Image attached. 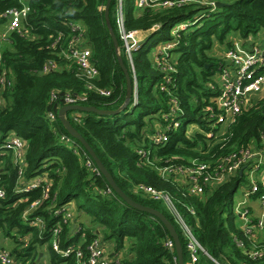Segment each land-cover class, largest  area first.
<instances>
[{
  "label": "trees",
  "instance_id": "16d2710c",
  "mask_svg": "<svg viewBox=\"0 0 264 264\" xmlns=\"http://www.w3.org/2000/svg\"><path fill=\"white\" fill-rule=\"evenodd\" d=\"M218 2L227 5L212 6ZM106 3L107 0H30L22 33H13L9 43L13 49L3 52L11 87L0 91V188L5 191V198L0 199V235L13 242L11 255L20 264H35L38 250L46 247L50 264H80L87 259L88 246L98 240L102 245L114 246V261L119 264H179L174 241L164 224L128 205L112 189L81 142L70 136L59 120L58 112L66 106L64 97L70 95L83 98L77 105L101 111L121 110L108 116L69 111L66 117L119 189L134 202L161 212L173 224L184 264H264V242L258 241L254 232L241 228L234 212L233 199L247 185L245 176H230L199 197L163 178L155 169L166 164L188 165L196 160L209 164L214 172L220 165L231 164L232 155L240 157L247 150L260 152L264 158L261 105L243 110L221 143H208L213 138L198 131L190 137L186 135L191 124L213 135L218 132L217 127H211L214 118L205 109L214 106L210 100L216 97L212 77L224 63L209 56V51L215 40L223 44L233 33L249 38L264 29V0H207L209 5L192 4L164 11L145 9L142 13L124 9L128 31L152 32L158 28L133 51L134 73L119 34L117 1L112 0L109 7L111 29L104 14ZM22 7L21 0H0V26L7 22V11ZM187 20L192 23L177 33L178 43L170 52L175 72L168 75L155 64L152 49L173 40L172 26ZM76 24L80 27L74 28ZM76 41L91 49L99 71L97 79L86 80L67 57L70 45ZM119 58L131 78L130 97ZM50 62L55 69L45 72ZM169 79L172 82L167 83ZM163 86L169 91H162ZM53 94L57 99L52 98ZM173 98L184 112L181 125L167 132L168 143L154 146L150 137L158 129L165 130L174 119L168 117ZM50 112L56 116L52 122L47 119ZM13 135L25 143L22 176L12 151L2 148ZM141 148L151 152L154 166L141 161ZM255 161L252 159L250 164L256 165ZM263 169L264 162L260 171ZM38 180L41 185L36 189L27 194L19 192L22 185ZM139 186L164 191L173 198L177 211L205 251H199L195 262L174 214L162 202L140 192ZM46 189L48 198L44 199ZM251 198H263L264 207L261 182ZM39 200L40 206L32 209L27 218H40L42 225H27L24 213ZM230 204L233 208L228 210ZM67 209L75 211L74 218H67ZM56 229L60 252L52 247ZM169 242L173 247L167 246ZM125 248L132 256L116 258ZM67 251V256L61 254ZM78 251L84 255L80 261ZM254 251L262 256L252 257Z\"/></svg>",
  "mask_w": 264,
  "mask_h": 264
},
{
  "label": "built area",
  "instance_id": "2783aa9c",
  "mask_svg": "<svg viewBox=\"0 0 264 264\" xmlns=\"http://www.w3.org/2000/svg\"><path fill=\"white\" fill-rule=\"evenodd\" d=\"M118 5L117 10V25L119 28V34L124 43V49L128 55L132 72L134 73V68L132 65V53L138 47L144 43L153 31L158 28L155 27L152 32H141V31H128L125 27L124 21V0H116ZM209 5L207 0H137V10L139 9H152L158 11L170 10V9H183L189 5ZM212 6L216 7V4L212 3ZM29 13V6L23 4L21 9H11L6 12L4 17L7 18V22L0 26L3 29L0 31V91L5 88L11 87V81L8 79L4 63H3V44L10 43V37L13 33H22L23 31V22L25 21L27 14ZM199 15H202L199 14ZM198 15V16H199ZM197 16V17H198ZM179 24H174L172 26V36L173 40L170 42H162L157 44L152 52L153 60L161 72H165L169 75L170 72H175V68L171 61V51L175 48L178 41L177 33L180 31H185L188 29L189 25L192 23L187 20ZM180 29H178V27ZM80 25L76 24L74 28H79ZM139 35L141 36L142 41H140ZM178 39V38H177ZM69 59H71L76 66L82 77L86 80L91 81L99 77V71L93 61V55L90 48L79 44L77 41L75 44L70 45L69 52L66 54ZM226 63L223 67V83L215 86L217 96L211 100V103L214 106L207 107L205 110L209 112L210 116L214 118L213 124L211 127H217L218 132L213 135L212 132H205L200 130L197 124H191L187 126L186 135L191 136V130L194 132H200L207 137H210L213 140H209L208 143L214 141V144L221 143L222 137L227 133L228 129L237 121V118L241 115L242 111L248 109L249 107L261 105L264 108V51L256 49L252 53H243L237 49H228L225 53ZM55 64L49 63L45 69V72H50L55 69ZM172 82L171 79L167 83ZM136 83V77H135ZM162 91H169L166 87H161ZM103 95H107L108 92L104 90H99ZM263 96L262 102L260 104H253L251 102L254 100V97ZM53 99H57L55 94L52 95ZM83 100L81 97H72L67 95L64 97V102L67 105H77L76 103ZM136 103V101H135ZM134 103V104H135ZM133 104V105H134ZM171 115L168 117L174 118L166 127L165 130L161 131L158 129L154 135L150 137L151 143L154 146H162L169 142V135L167 132L171 130H177L182 122V117L184 112L180 107V103L176 98H173L171 101ZM56 118L53 112H50L47 115V119L52 122ZM226 127V128H225ZM225 128L224 134L221 129ZM222 134V135H221ZM5 150L12 151L14 155V164H19V174L23 175V158L25 151V143L19 137L11 136L9 137L5 144L2 147ZM5 152H2L4 154ZM141 156V161L145 164L154 166V163L151 161L150 156L151 152L141 148L138 151ZM252 159H255L256 165L250 164ZM231 164L220 165L216 171L212 172L209 164H204L198 161H192L188 165H174L166 164L163 167H155L156 171L163 178L171 179L180 187L185 188V190L194 196H204L206 194V189H214L218 185H221L225 182L230 176L236 175L239 171L245 167L243 172V177L247 181V190L243 193L245 198L242 202H239L234 207V212L237 216L242 218L245 221V225L242 227L247 232H254L255 238H258V232L263 228L264 218L256 221L253 224V221L250 219L251 213L247 207V201L251 198L252 195L258 192L259 183L261 182L264 187V171L260 172V165L263 164L262 155L260 152L249 151L242 153L241 156L232 155L229 158ZM41 185V181L38 180L34 183H29L21 186L19 189L21 193L27 194L32 190L36 189ZM138 190L144 195L154 199L155 201H160L163 205L174 214L176 217L181 229L183 230L184 236L188 242V251L192 262H195L198 258L199 251L205 252L203 248L199 245L196 238L194 237L191 228L186 224L184 219L181 217L179 212L176 209L175 202L173 198L164 191H158L154 188L148 186H139ZM5 198V191L0 188V199ZM44 199L48 198L47 189L43 196ZM263 203V198L260 199ZM41 200L35 201L32 204V207L24 213L23 220L30 226H41V219L35 218L34 220H29L27 215L32 209L39 207ZM68 208V207H66ZM194 213L193 209H190ZM68 211V209L66 210ZM67 218H72L70 211L66 212ZM59 229L55 230L52 247L55 251H59ZM168 247H173V243L169 242ZM88 256L87 259L81 261L80 264H119L118 261L109 260L105 258V251L103 245L96 240L91 245L88 246ZM63 256H67L69 252H61ZM78 261L82 260L84 255L82 251H78L77 254ZM262 256V253L259 251H254L252 257ZM0 264H20L17 259H15L10 250L6 249L4 246L0 245Z\"/></svg>",
  "mask_w": 264,
  "mask_h": 264
},
{
  "label": "crops",
  "instance_id": "0c3cea01",
  "mask_svg": "<svg viewBox=\"0 0 264 264\" xmlns=\"http://www.w3.org/2000/svg\"><path fill=\"white\" fill-rule=\"evenodd\" d=\"M23 4L28 5L29 2H25L24 0H21ZM3 29V27H0V31ZM3 50H12V45L11 44H3ZM219 47L221 49V55L220 57L216 58L221 60L224 63V66L226 63V59H225V53L227 49H237L243 53H252L253 51H255L256 49H260L262 51H264V29H262L257 35L255 36H251L249 38H243L239 33H233L230 36L227 37V39L225 40V42L222 44L219 41L215 40L212 49L209 51V56H211L212 53H214V47ZM212 57V56H211ZM214 58V57H213ZM224 69V68H222ZM219 69V72L215 73L212 77V80L215 82L216 86L218 84L223 83V77H222V73L223 70ZM217 96V94H216ZM264 96V95H263ZM263 96H258V97H254V105L255 104H260V102H262V98ZM213 98H211L210 100H212ZM262 160L264 161V158L262 156ZM264 171V169L262 171H260L259 173H262ZM247 187H245L244 192H246ZM243 192V193H244ZM245 198L242 197V201ZM241 201V202H242ZM247 207L250 210L251 213V217L250 219L252 221H259L261 220V218H264V207H263V203L260 200H255L250 198L247 201ZM75 211L72 210L70 211V215L72 218H74L75 216ZM237 223L239 224V226L242 228L245 225V221L240 218L239 216H237ZM74 225V223H73ZM77 226L74 225L73 228L75 229ZM258 238L257 240L260 242H264V230L259 231L258 232ZM30 237V236H29ZM3 238L2 235H0V239ZM2 246H4L6 249L10 250L13 248V242L9 241L8 239L5 240L4 244H0ZM128 246V245H127ZM104 247V251H105V258L109 259V260H114V255H115V250H114V246L111 243H106L103 245ZM132 255L129 253L128 249L125 248V250H123L122 252H120L119 254H117L116 258L119 259H129ZM35 264H50L49 261V253L47 251V248H41L38 250V257L36 258V262Z\"/></svg>",
  "mask_w": 264,
  "mask_h": 264
},
{
  "label": "water",
  "instance_id": "95a60500",
  "mask_svg": "<svg viewBox=\"0 0 264 264\" xmlns=\"http://www.w3.org/2000/svg\"><path fill=\"white\" fill-rule=\"evenodd\" d=\"M112 0H107L106 3V7H105V19L107 21V24L110 28L109 25V19H108V12H109V7L111 4ZM227 4L224 3H216V7H224ZM111 29V28H110ZM111 35H112V39L113 42L116 46V49L118 48L117 46V40L115 37V34L111 31ZM119 62L121 64V66L123 67L125 73H126V81H127V85H128V97H130L131 93H132V82H131V78L130 75L126 69V67L124 66L122 59L119 58ZM69 111H75V112H82V113H95L99 116H108V115H114V114H118L121 110L119 111H101L98 109H95L93 107H87V106H81V105H67L62 107L59 112H58V118L61 121V123L63 124V126L65 127V129L67 130V132L70 134V136H72L73 138L77 139L78 141L81 142V144L84 146V148L87 150V152L90 154V156L92 157V159L95 161L98 169L100 170L101 174L108 180V182L110 183V186L112 187V189L130 206L149 213L151 215H153L154 217L158 218L166 227V229L169 231L175 247H176V252H177V257H178V263L179 264H184L183 263V251H182V246L180 243V239L179 236L175 230V227L173 226V224L167 219V217L162 214L161 212L150 208V207H145L141 204H138L136 202H134L131 198H129L125 193H123L119 187L115 184L113 178L111 177V175L108 173V171L104 168V166L102 165V163L100 162V160L97 158L96 154L94 153V151L92 150V148L88 145V143L84 140V138L77 132V130L72 126L71 122L67 119L66 115ZM245 167H243L240 171H239V175L242 177L243 176V172H244ZM5 239L1 238L0 239V244H4Z\"/></svg>",
  "mask_w": 264,
  "mask_h": 264
},
{
  "label": "rangeland",
  "instance_id": "374dc122",
  "mask_svg": "<svg viewBox=\"0 0 264 264\" xmlns=\"http://www.w3.org/2000/svg\"><path fill=\"white\" fill-rule=\"evenodd\" d=\"M25 2H29L30 0H24ZM131 8H134L135 10H137V0H124V9H125V12H127L128 10H130ZM138 11V13H142L143 12V9H139V10H137ZM187 23H188V21H186ZM179 24L181 23V22H178ZM177 23V24H178ZM183 23H185L184 21H183ZM180 27L181 26H179L178 27V29H180ZM141 36H143V35H139V38H140V41H142V38H141ZM157 46V45H156ZM214 53H212L211 54V56L212 57H214V58H218V57H220V55H221V49L219 48V47H214ZM228 50V49H227ZM226 50V51H227ZM152 52L154 53V48L152 49ZM254 100H252L251 102H253ZM226 128V127H225ZM225 128H223V129H221L222 131L225 129ZM225 131V130H224ZM224 131H223V133L222 134H224ZM194 133V131L193 130H191V136H192V134ZM221 134V135H222ZM245 184V183H244ZM246 185V184H245ZM245 185L244 186H242L238 191H237V193L235 194V197H234V199H233V202H234V205H235V208H236V206H237V204L239 203V202H241L242 201V197H243V192H244V190H245ZM163 206V205H162ZM164 207V206H163ZM231 207L233 208V205H228V210H230L231 209ZM263 229H262V231L264 230V222H263V227H262Z\"/></svg>",
  "mask_w": 264,
  "mask_h": 264
}]
</instances>
